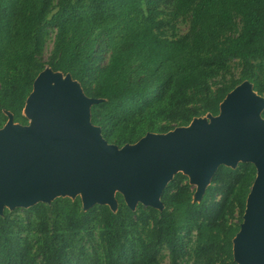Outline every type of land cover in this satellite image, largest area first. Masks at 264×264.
I'll return each instance as SVG.
<instances>
[{
	"label": "trees",
	"instance_id": "trees-1",
	"mask_svg": "<svg viewBox=\"0 0 264 264\" xmlns=\"http://www.w3.org/2000/svg\"><path fill=\"white\" fill-rule=\"evenodd\" d=\"M104 51L109 57L100 65ZM46 66L101 100L90 107V122L107 143L134 144L147 133L216 116L243 81L264 97V0H0V128L6 113L27 124L25 100ZM254 178L249 163L220 166L195 203L187 177L177 173L162 191V211H130L119 194L114 213L96 205L83 211L78 197L32 206L34 221L5 209L0 264H159L163 248L169 264H235L232 239ZM92 229L97 247L88 251L80 241L90 240ZM192 232L185 262L183 238Z\"/></svg>",
	"mask_w": 264,
	"mask_h": 264
},
{
	"label": "water",
	"instance_id": "water-1",
	"mask_svg": "<svg viewBox=\"0 0 264 264\" xmlns=\"http://www.w3.org/2000/svg\"><path fill=\"white\" fill-rule=\"evenodd\" d=\"M100 99L84 95L69 74L41 71L22 111L26 125L0 128V216L4 209L78 197L82 210L95 205L163 210L162 191L181 173L200 202L218 167L255 168L242 222L232 239L235 264H264V97L249 81L233 88L216 116L194 118L167 133H147L134 144L107 143L90 122Z\"/></svg>",
	"mask_w": 264,
	"mask_h": 264
},
{
	"label": "rangeland",
	"instance_id": "rangeland-1",
	"mask_svg": "<svg viewBox=\"0 0 264 264\" xmlns=\"http://www.w3.org/2000/svg\"><path fill=\"white\" fill-rule=\"evenodd\" d=\"M186 30H187V25L185 23H183V22H180L178 24V34L179 35H183L186 32ZM53 36H54V29L51 28V29H49L48 35H47V37L45 39L44 48H43L42 60L45 63L48 61V58H49V55H50V52H51V49H52ZM108 57H109L108 51L102 52L101 56H100V60H99L100 65H104L107 62ZM230 67H231V73L234 75L235 78H237L238 77V73H239V67H238L237 63L236 62H231ZM45 68H48V67L46 66ZM27 123H28V120H27ZM14 124L22 125L20 123H14ZM155 134H159V133H155ZM187 180H188V178H187ZM191 187H192L193 190H195L194 186H191ZM115 199H116V196H115ZM192 199H193V196H192ZM71 200H74V199H71ZM116 201H117V199H116ZM122 202L125 205L124 201H122ZM51 203L52 202H50L49 204H45V205L49 206ZM118 204L119 203L117 201V208H118ZM96 206H98V205H96ZM140 206L143 207L142 205H140ZM137 207H138V205L136 206V208ZM30 208L31 207H29V208H15L13 210L6 209V210L8 211V213L12 217H17L20 221H26L27 222V221H34L35 220L34 214L30 210ZM234 221H237V219L234 218L233 222ZM96 234H97L96 229H92V231H91V235H92L91 239L90 240L83 239V240L80 241V244L81 245H85V247L88 248L87 249L88 251H90L89 246L92 247V248L93 247H97V236H96ZM194 239H195V233L194 232H192L189 236L183 238V243H184V248H185V256L183 257V261H185V262L189 261V253H190V250H191V248H192V246L194 244ZM157 260H158L159 264H169L168 251H167L166 248H163V249L160 250V252L157 255Z\"/></svg>",
	"mask_w": 264,
	"mask_h": 264
}]
</instances>
